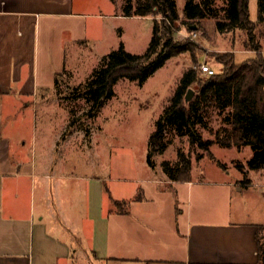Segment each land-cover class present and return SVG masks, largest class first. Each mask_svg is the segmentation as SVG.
<instances>
[{"label":"crops","instance_id":"obj_1","mask_svg":"<svg viewBox=\"0 0 264 264\" xmlns=\"http://www.w3.org/2000/svg\"><path fill=\"white\" fill-rule=\"evenodd\" d=\"M73 8L0 0V264H259L264 224L233 189L247 184L162 176L145 182L143 199L122 197L119 213L107 179L67 173L58 140L39 158L34 133L25 140L29 115L6 114L40 87L42 19H67Z\"/></svg>","mask_w":264,"mask_h":264},{"label":"rangeland","instance_id":"obj_2","mask_svg":"<svg viewBox=\"0 0 264 264\" xmlns=\"http://www.w3.org/2000/svg\"><path fill=\"white\" fill-rule=\"evenodd\" d=\"M214 1L217 7L224 5L223 0ZM185 3L186 0H177L182 20ZM122 6L123 0H74V16L47 22L42 19L37 46L40 87L34 97L21 100L13 110L6 109V114L29 115L24 120L25 140L34 133L39 158L47 143L58 140L67 173L107 179L109 199L112 197L121 204L115 205L117 210L128 207L122 197L127 200L135 193L140 194L148 186L146 181L167 178L161 164L165 160L177 161V151L182 148L191 157L192 178L213 184L247 182L249 190L233 189L243 206L260 216L264 224V170L243 173L238 167L241 164L246 167L252 154L250 148L239 151L214 146L208 153L198 147L191 149L187 137H176L165 154L154 155L156 167L149 164L150 139L185 72L207 64L220 73L223 66L216 60V53L233 52L237 63L254 57L245 51V32L222 34L212 19L199 21L203 33H190L181 27L176 38L190 39L199 45L196 65L193 54L187 53L168 60L143 84L122 79L114 86V95L91 111L93 115L88 114L90 104L72 98L74 89L85 87L110 53L121 47L133 55L147 52L153 37V17H124ZM249 9L251 20L256 22L258 0H250ZM256 35L264 48V26L258 27ZM220 126V117L213 116L210 129L216 131ZM197 129L205 140L213 138L211 131ZM199 154L203 156L201 159H197ZM260 234L264 243L263 228Z\"/></svg>","mask_w":264,"mask_h":264},{"label":"trees","instance_id":"obj_3","mask_svg":"<svg viewBox=\"0 0 264 264\" xmlns=\"http://www.w3.org/2000/svg\"><path fill=\"white\" fill-rule=\"evenodd\" d=\"M223 1L224 5L217 7L214 0H186L182 20L177 0H123L122 16L153 17V37L147 52L133 55L121 47L110 53L86 86L74 89L71 94L72 98L83 99L90 104L88 114L93 115L91 111L114 95V86L122 79L143 84L168 60L187 53L193 54L194 65L199 63L196 59L197 42L176 38L181 27L190 33H203L199 21L212 19L222 34L238 30L245 32V51L253 53L254 57L237 63L233 52L216 53V60L223 66L220 73L207 76L200 66L185 72L165 115L157 124V131L150 139L152 155L149 156V164L152 167H156L154 155L165 154L174 138L187 137L191 149L198 147L208 153L214 146L239 151L250 148L252 154L246 167L242 164L238 167L243 173L264 170V56L263 46L256 35L258 27L264 26V0H258L256 22L251 20L250 0ZM189 89L195 90L196 96L186 103ZM215 115L220 117L221 126L213 131L210 122ZM198 127L211 131L213 138L205 140ZM202 157L199 154L197 159ZM161 168L170 181L191 180V157L182 148L177 151V161L165 160ZM141 199L143 196L140 193L136 200ZM114 205L119 207L121 204L116 201ZM118 212L124 213L125 209H118ZM258 242L259 264H264V243L259 238Z\"/></svg>","mask_w":264,"mask_h":264},{"label":"built area","instance_id":"obj_4","mask_svg":"<svg viewBox=\"0 0 264 264\" xmlns=\"http://www.w3.org/2000/svg\"><path fill=\"white\" fill-rule=\"evenodd\" d=\"M203 74L207 75V76H213L216 74V72L207 64H202L200 66Z\"/></svg>","mask_w":264,"mask_h":264},{"label":"water","instance_id":"obj_5","mask_svg":"<svg viewBox=\"0 0 264 264\" xmlns=\"http://www.w3.org/2000/svg\"><path fill=\"white\" fill-rule=\"evenodd\" d=\"M194 29H196V27H194ZM195 96H196V91L193 89H189L185 97L186 103L191 102Z\"/></svg>","mask_w":264,"mask_h":264}]
</instances>
